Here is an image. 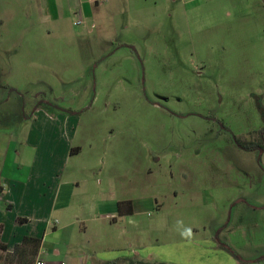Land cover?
<instances>
[{
	"label": "rangeland",
	"instance_id": "374dc122",
	"mask_svg": "<svg viewBox=\"0 0 264 264\" xmlns=\"http://www.w3.org/2000/svg\"><path fill=\"white\" fill-rule=\"evenodd\" d=\"M31 15L30 45L7 47L28 39L12 23L0 57L37 60L23 106L47 98L78 111L72 179L113 184L149 219L160 205L179 227L197 225L198 246L213 238L241 264H264V0H113L97 27L54 26L41 0ZM97 195L86 200L97 214L116 210Z\"/></svg>",
	"mask_w": 264,
	"mask_h": 264
},
{
	"label": "crops",
	"instance_id": "0c3cea01",
	"mask_svg": "<svg viewBox=\"0 0 264 264\" xmlns=\"http://www.w3.org/2000/svg\"><path fill=\"white\" fill-rule=\"evenodd\" d=\"M35 2L12 0L6 9L3 0V38L12 23L20 32L24 23L28 31V39L9 42L7 47L14 44L21 48L32 42L35 24L31 8ZM41 2L45 20H51L54 26L74 18V25L81 20V25L97 27L96 17L106 5L113 6V0ZM27 5L29 15L21 18ZM6 43L3 39L0 48ZM36 70L35 57H0V264H241L213 238L202 239L198 246L197 225L183 222L179 227V218L162 216L160 205L153 209L158 214L149 219V209L132 200H119L113 184L107 193L101 181L83 188L79 177L72 179L80 171L69 166L83 149L76 144L80 122L70 114L78 111L68 112L47 98L32 109L23 106L21 99L38 79ZM43 78L49 79L47 75ZM8 88L15 98L11 95L6 99ZM12 111L19 113L16 120L8 114ZM97 193L103 196L104 207L115 202L116 210L97 214L88 206L86 200L99 199ZM121 202L124 211L131 208L132 214L119 213ZM182 226L189 232L188 237H173ZM163 234L169 235L167 239H161Z\"/></svg>",
	"mask_w": 264,
	"mask_h": 264
},
{
	"label": "trees",
	"instance_id": "16d2710c",
	"mask_svg": "<svg viewBox=\"0 0 264 264\" xmlns=\"http://www.w3.org/2000/svg\"><path fill=\"white\" fill-rule=\"evenodd\" d=\"M240 143V142H239ZM251 145V144H250ZM241 146L242 147H245L247 150H251L249 147H247V144H244V143H241ZM123 205H124V203H119V213L121 214V215H125V214H132V209L130 208V210H128V211H124V208H123ZM25 242H28V240L27 241H25ZM37 243V246L39 247L40 246V242H36ZM37 247V248H38ZM226 248H228V250L230 251V252H232L230 249H229V247H226ZM232 254H233V252H232ZM234 255V254H233Z\"/></svg>",
	"mask_w": 264,
	"mask_h": 264
},
{
	"label": "built area",
	"instance_id": "2783aa9c",
	"mask_svg": "<svg viewBox=\"0 0 264 264\" xmlns=\"http://www.w3.org/2000/svg\"><path fill=\"white\" fill-rule=\"evenodd\" d=\"M81 24H82V21H81V20H79V21H77V22L75 23L76 26H80ZM38 264H46V263L40 261V262H38Z\"/></svg>",
	"mask_w": 264,
	"mask_h": 264
}]
</instances>
